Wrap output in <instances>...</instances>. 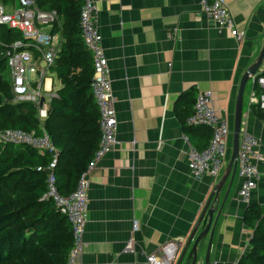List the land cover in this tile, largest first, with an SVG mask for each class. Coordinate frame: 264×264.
Here are the masks:
<instances>
[{"label": "crops", "instance_id": "crops-1", "mask_svg": "<svg viewBox=\"0 0 264 264\" xmlns=\"http://www.w3.org/2000/svg\"><path fill=\"white\" fill-rule=\"evenodd\" d=\"M224 1L236 28L245 32L242 41L203 16L199 0H95L117 100L118 142L88 173L84 264H147L146 256L163 243L183 239L178 261L213 186L224 175L233 132L219 175L195 177L184 136L200 148L210 141L211 130L187 129V119L185 125L182 120L183 113L194 110L198 92L211 89L217 116L233 131L241 78L264 45V0ZM15 2L0 4L10 8ZM63 24L60 15L54 31L62 36ZM55 65L45 85L59 98L64 84ZM258 73H264V62ZM250 81L241 136L248 131L258 137L264 155V116L250 103ZM92 100L97 104L94 96ZM48 104L50 114L52 98ZM254 161L260 178L247 201L239 194L245 178L238 166L221 189L220 199L228 196L215 227L210 264H238L250 252L253 230L245 223L247 208L258 204L264 214V161ZM130 239L134 247L127 251ZM207 242L199 248L196 263L205 262ZM188 252L181 264H189Z\"/></svg>", "mask_w": 264, "mask_h": 264}, {"label": "trees", "instance_id": "trees-1", "mask_svg": "<svg viewBox=\"0 0 264 264\" xmlns=\"http://www.w3.org/2000/svg\"><path fill=\"white\" fill-rule=\"evenodd\" d=\"M36 2L40 7L57 10L64 18V43L55 65L64 86L59 91L60 97L52 98V109L44 127L58 149L54 168L57 190L67 195L76 188L100 138V113L91 93L93 59L80 28L83 0ZM20 38V31L0 24V130L17 128L41 134L35 105L13 103L11 84L5 76L6 47ZM253 107L264 116V110L256 105ZM193 111L182 114L184 125ZM208 143L198 149L205 148ZM51 158L50 152H39L27 144L0 142V264L67 263L73 245L71 224L53 199L43 198ZM245 223L253 230V235L250 252L238 264H264V216L260 205H249Z\"/></svg>", "mask_w": 264, "mask_h": 264}, {"label": "built area", "instance_id": "built-area-1", "mask_svg": "<svg viewBox=\"0 0 264 264\" xmlns=\"http://www.w3.org/2000/svg\"><path fill=\"white\" fill-rule=\"evenodd\" d=\"M200 13L216 26L230 31L238 41L245 38V32L239 31L229 7L224 0H199ZM60 15L57 10L40 7L36 0H16L10 8L0 4V24L16 29L22 34L7 45L5 50L7 71L10 75L13 101L30 102L37 109L40 130L24 131L17 128L0 130V142L27 144L39 151L51 153L48 165L47 190L43 198L53 199L57 209L68 217L73 233V245L66 264H84L82 261L85 245V227L88 220L90 181L88 173L97 162L111 152L117 144L118 118L116 98L110 77L109 60L102 46V35L98 25V12L95 0H83L80 11V28L87 49L92 53L93 75L91 89L99 107L100 140L97 150L87 169L80 175L76 188L69 194L59 193L56 186L54 168L58 162V149L45 131L44 119L49 115V100L56 96L45 85L61 52L64 38L54 26ZM250 94L251 105L264 110V74L252 77ZM191 126H206L211 129L208 145L198 149L184 136L188 144V166L195 177L208 175L217 177L226 165L228 158V139L232 133L227 121L220 119L214 108L211 89L200 90L194 103V111L187 118ZM259 139L248 131L240 135V147L237 158L238 172L245 178L239 194L247 201L260 178L258 165L254 161H264V155L258 150ZM40 170L41 167H38ZM264 216V214H263ZM136 227V225H135ZM183 239H170L156 252L146 256L147 264H176L179 246ZM133 240L127 241L125 248L132 251ZM196 264H205L200 261Z\"/></svg>", "mask_w": 264, "mask_h": 264}, {"label": "water", "instance_id": "water-1", "mask_svg": "<svg viewBox=\"0 0 264 264\" xmlns=\"http://www.w3.org/2000/svg\"><path fill=\"white\" fill-rule=\"evenodd\" d=\"M264 62V45L255 60V62L250 65L247 70L244 72L239 87V93L237 96L236 102V110L234 116V127H233V144L231 150V156L226 168L224 175L221 177L219 181L215 183L212 188V191L204 204L203 210L201 212L200 217L198 218L195 227L188 237L185 246L178 258L177 264H181L182 260L185 257V254L188 252V258L190 259L189 264H196L198 258L199 248L202 246L204 241L208 239L206 256H205V264H210V248L211 243L213 241V236L215 232V227L217 225L220 214L223 211L225 201L228 196V192L226 196L221 200L220 192L221 189L229 177L234 178L236 169H237V158L239 154L240 147V135H241V126H242V114H243V99L246 85L252 77L256 76ZM216 214V215H215ZM201 229V231H199ZM199 231V233H198ZM193 242V243H192Z\"/></svg>", "mask_w": 264, "mask_h": 264}, {"label": "rangeland", "instance_id": "rangeland-1", "mask_svg": "<svg viewBox=\"0 0 264 264\" xmlns=\"http://www.w3.org/2000/svg\"><path fill=\"white\" fill-rule=\"evenodd\" d=\"M5 76L8 77V74L6 73ZM5 78H6V77H5ZM250 84H251V81L249 80V82H248L247 85H246V89H245V93H244L245 98L247 97V93H248V90H249ZM230 149H231V145L229 146V143H228V150H230Z\"/></svg>", "mask_w": 264, "mask_h": 264}, {"label": "bare ground", "instance_id": "bare-ground-1", "mask_svg": "<svg viewBox=\"0 0 264 264\" xmlns=\"http://www.w3.org/2000/svg\"><path fill=\"white\" fill-rule=\"evenodd\" d=\"M56 93V92H55ZM58 96V94L56 93V96H53V97H57ZM52 97V98H53ZM13 101V100H12ZM13 103H15L14 101H13ZM41 134H42V132H41ZM99 140H100V138H99ZM98 145H99V143H98ZM38 150V149H37ZM39 151V150H38ZM39 152H41V151H39ZM43 152H45V151H43ZM176 262H177V260H176Z\"/></svg>", "mask_w": 264, "mask_h": 264}]
</instances>
